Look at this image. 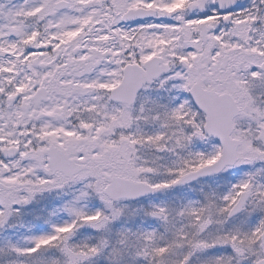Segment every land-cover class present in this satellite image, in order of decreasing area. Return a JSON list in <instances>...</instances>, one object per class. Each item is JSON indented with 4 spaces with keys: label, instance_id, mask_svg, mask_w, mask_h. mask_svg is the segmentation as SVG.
I'll return each mask as SVG.
<instances>
[{
    "label": "snow or ice",
    "instance_id": "snow-or-ice-1",
    "mask_svg": "<svg viewBox=\"0 0 264 264\" xmlns=\"http://www.w3.org/2000/svg\"><path fill=\"white\" fill-rule=\"evenodd\" d=\"M0 264H264V0H0Z\"/></svg>",
    "mask_w": 264,
    "mask_h": 264
}]
</instances>
